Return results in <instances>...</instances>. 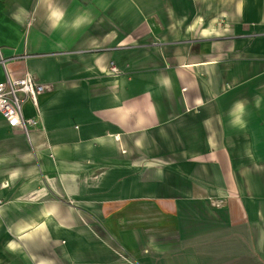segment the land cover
Instances as JSON below:
<instances>
[{
    "label": "crops",
    "instance_id": "obj_1",
    "mask_svg": "<svg viewBox=\"0 0 264 264\" xmlns=\"http://www.w3.org/2000/svg\"><path fill=\"white\" fill-rule=\"evenodd\" d=\"M0 47L51 85L0 114V264H264V0H0Z\"/></svg>",
    "mask_w": 264,
    "mask_h": 264
},
{
    "label": "built area",
    "instance_id": "obj_2",
    "mask_svg": "<svg viewBox=\"0 0 264 264\" xmlns=\"http://www.w3.org/2000/svg\"><path fill=\"white\" fill-rule=\"evenodd\" d=\"M0 61L4 63L1 47ZM110 70L113 73L120 72L114 61L110 62ZM48 90H51V85L39 81L32 73H27L20 79H12L7 75L5 80L0 81V114L9 126L21 127L29 137L31 129L36 127L39 121L24 114V104L31 100L37 106L39 96Z\"/></svg>",
    "mask_w": 264,
    "mask_h": 264
}]
</instances>
